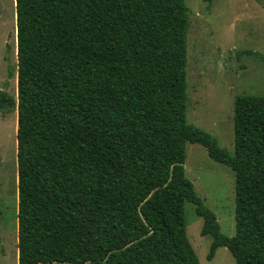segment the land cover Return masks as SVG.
I'll use <instances>...</instances> for the list:
<instances>
[{
    "label": "trees",
    "instance_id": "1",
    "mask_svg": "<svg viewBox=\"0 0 264 264\" xmlns=\"http://www.w3.org/2000/svg\"><path fill=\"white\" fill-rule=\"evenodd\" d=\"M14 3L17 96L0 91V116L17 112V264H199L186 202L208 260L264 264V96L234 99L233 155L187 123L184 0ZM187 143L234 173L231 238L186 177Z\"/></svg>",
    "mask_w": 264,
    "mask_h": 264
},
{
    "label": "rangeland",
    "instance_id": "2",
    "mask_svg": "<svg viewBox=\"0 0 264 264\" xmlns=\"http://www.w3.org/2000/svg\"><path fill=\"white\" fill-rule=\"evenodd\" d=\"M187 123L234 153L233 102L237 96H264V0H184ZM17 41L14 0H0V91L17 96ZM249 52L252 55L239 56ZM17 112L0 116V264H17ZM184 170L196 195L212 211L223 235L235 234L233 171L211 160L198 144H186ZM186 235L199 264H235L226 248L207 259L211 239L203 221L185 203Z\"/></svg>",
    "mask_w": 264,
    "mask_h": 264
}]
</instances>
